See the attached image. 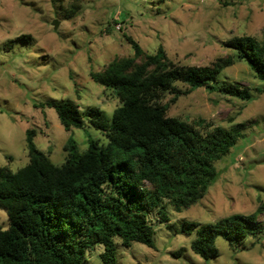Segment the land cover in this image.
<instances>
[{
	"label": "rangeland",
	"instance_id": "374dc122",
	"mask_svg": "<svg viewBox=\"0 0 264 264\" xmlns=\"http://www.w3.org/2000/svg\"><path fill=\"white\" fill-rule=\"evenodd\" d=\"M125 35L140 44L142 55L135 56ZM245 35L264 43V0H0V166L17 171L29 162L30 128L38 130L35 143L55 163L66 160L63 147L70 134L80 151L90 138L105 146L106 135L88 117L84 128L66 130L46 103L70 97L83 111L102 109L110 121L122 102L91 72L104 71L113 61L134 58L138 66L162 46L169 67L222 64L220 79L249 88L251 100L182 82H176L182 94L174 102L169 92L160 100L169 104L167 115L202 132L242 125V136L214 163L218 178L198 202L177 211L164 200V223L156 211L151 214L156 246L119 242L117 264H264L263 212L255 222L261 232L234 245L218 238L219 255L210 260L191 248L196 229L182 230L187 223L249 216L264 201V82L228 44ZM8 226L0 207V227ZM103 250L100 244L89 249L85 264H103Z\"/></svg>",
	"mask_w": 264,
	"mask_h": 264
},
{
	"label": "trees",
	"instance_id": "16d2710c",
	"mask_svg": "<svg viewBox=\"0 0 264 264\" xmlns=\"http://www.w3.org/2000/svg\"><path fill=\"white\" fill-rule=\"evenodd\" d=\"M125 36L135 56L142 55L140 44ZM228 44L264 82V43L245 35ZM167 61L160 46L144 64L134 66V58H126L91 72L94 81L112 88L122 102L110 121L102 109L91 106L83 111L70 97L46 103L66 130L84 128L88 117L108 142L100 146L90 138L80 151L70 134L63 147L66 160L55 163L35 143L38 130H27L29 162L17 171L0 166V207L9 219L8 228L0 227V264H85L88 250L97 244L104 247L103 264H117L119 242L125 247L133 242L156 246L151 214L156 211L162 223L168 220L164 200L181 211L205 195L219 175L214 163L242 136V125L202 132L167 115L169 104L162 103L160 94L173 93L174 102L182 94L176 82H182L244 100L254 95L249 88L220 79L222 64L169 67ZM260 212L264 201L249 216L187 223L182 230L196 229L191 248L210 260L219 255L218 238L234 245L261 232L255 223Z\"/></svg>",
	"mask_w": 264,
	"mask_h": 264
},
{
	"label": "water",
	"instance_id": "95a60500",
	"mask_svg": "<svg viewBox=\"0 0 264 264\" xmlns=\"http://www.w3.org/2000/svg\"><path fill=\"white\" fill-rule=\"evenodd\" d=\"M54 27L57 28L58 27V23L55 21L54 22Z\"/></svg>",
	"mask_w": 264,
	"mask_h": 264
}]
</instances>
